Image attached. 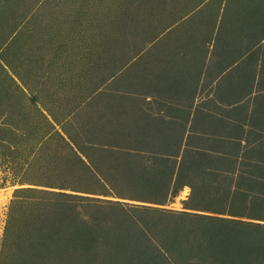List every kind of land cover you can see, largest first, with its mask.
<instances>
[{"label": "rangeland", "instance_id": "374dc122", "mask_svg": "<svg viewBox=\"0 0 264 264\" xmlns=\"http://www.w3.org/2000/svg\"><path fill=\"white\" fill-rule=\"evenodd\" d=\"M256 9L264 0H0V264L17 189L195 213L190 187L164 203L131 201L132 192L145 194L138 185L116 187L111 167L91 179L73 150L97 152L119 126L140 121V111L153 123L165 108L157 90L204 55L211 66L237 59L262 80L264 43L239 61L264 30L244 28L242 16Z\"/></svg>", "mask_w": 264, "mask_h": 264}, {"label": "trees", "instance_id": "16d2710c", "mask_svg": "<svg viewBox=\"0 0 264 264\" xmlns=\"http://www.w3.org/2000/svg\"><path fill=\"white\" fill-rule=\"evenodd\" d=\"M252 14L242 16L245 27L261 31L264 9ZM260 36L252 48H243L239 61L253 57L264 43V30ZM239 71L238 86L247 84L246 93L251 92L250 75L245 74L250 71ZM260 78L255 87L258 105L264 104V78ZM239 93L232 96L233 101L246 98ZM227 112L225 119L207 121V129L214 128L211 132L223 134L222 139L188 136L182 143L177 131L151 130L146 111L138 112L140 121L136 122L141 127L135 121L119 126L93 154L77 147L73 150L74 143L68 139L67 147L89 168L90 178L111 167L116 187L125 183L134 191L138 185L137 191L145 193L119 196L164 203L188 186L192 190L188 207L195 213L17 189L1 264H264V117L260 120L255 112L256 116L244 115L233 122L231 111ZM94 154L104 168L93 162L96 170H92ZM144 184L148 187L140 186ZM151 192L158 198L150 196Z\"/></svg>", "mask_w": 264, "mask_h": 264}, {"label": "crops", "instance_id": "0c3cea01", "mask_svg": "<svg viewBox=\"0 0 264 264\" xmlns=\"http://www.w3.org/2000/svg\"><path fill=\"white\" fill-rule=\"evenodd\" d=\"M244 28L249 31L245 25ZM203 60L201 62L198 60L197 64H193L194 67L190 66L188 69L186 68L187 70L183 69L182 72H178L177 81L171 80L173 83H167L157 90L166 94L164 96L161 93L156 97L159 101L157 104H165V108L162 105L160 109L159 107L156 109L153 123L149 122L151 130L157 129L164 133V131H172V127L176 126L177 133L183 137L182 143H184V139L188 136L204 137V135H209L213 139L224 138V135L217 131L213 133L214 128L207 129V121L225 119L226 114L229 113L227 111H231L230 114L233 115L231 121L233 122L242 120L244 115L256 116L255 112L257 117L262 120L264 104H257L260 98H257L258 93L255 88L259 83L260 76L255 75L254 72L251 73V71L245 73L250 75L247 82L249 86L251 83L253 89L247 93L243 91L245 92L243 96L246 94L245 99L233 101L232 96L240 94L238 88L239 77H241L239 69H242L243 74L246 72L244 68L238 66L237 61L229 67L222 68L218 65L206 64ZM210 69L214 71L209 73ZM159 123L163 125L160 126Z\"/></svg>", "mask_w": 264, "mask_h": 264}]
</instances>
